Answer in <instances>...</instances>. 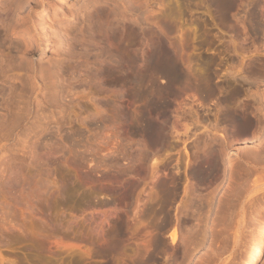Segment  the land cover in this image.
Masks as SVG:
<instances>
[{"label": "rangeland", "instance_id": "obj_1", "mask_svg": "<svg viewBox=\"0 0 264 264\" xmlns=\"http://www.w3.org/2000/svg\"><path fill=\"white\" fill-rule=\"evenodd\" d=\"M263 213L264 0H0V264H247Z\"/></svg>", "mask_w": 264, "mask_h": 264}, {"label": "bare ground", "instance_id": "obj_2", "mask_svg": "<svg viewBox=\"0 0 264 264\" xmlns=\"http://www.w3.org/2000/svg\"><path fill=\"white\" fill-rule=\"evenodd\" d=\"M59 42H61V41H59ZM259 221L260 222L255 229L257 231V233H256L257 235H256V241L254 243V249H253V252H252L247 264H260V262L262 261V258L264 257V213L262 214ZM172 234H174V233H172ZM174 236H175V234L171 238L174 239ZM253 237H254V235H253Z\"/></svg>", "mask_w": 264, "mask_h": 264}]
</instances>
